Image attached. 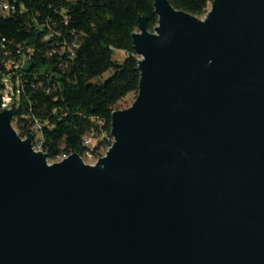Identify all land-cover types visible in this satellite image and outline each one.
Segmentation results:
<instances>
[{"label": "water", "instance_id": "95a60500", "mask_svg": "<svg viewBox=\"0 0 264 264\" xmlns=\"http://www.w3.org/2000/svg\"><path fill=\"white\" fill-rule=\"evenodd\" d=\"M153 7L95 164H49L0 111V264H264V0Z\"/></svg>", "mask_w": 264, "mask_h": 264}, {"label": "trees", "instance_id": "16d2710c", "mask_svg": "<svg viewBox=\"0 0 264 264\" xmlns=\"http://www.w3.org/2000/svg\"><path fill=\"white\" fill-rule=\"evenodd\" d=\"M168 1L199 19L212 2ZM140 15L152 32L153 0H0V111L8 79L13 126L22 138L33 134L48 160L111 146V114L138 90L132 34ZM110 70L103 83L91 82Z\"/></svg>", "mask_w": 264, "mask_h": 264}, {"label": "built area", "instance_id": "2783aa9c", "mask_svg": "<svg viewBox=\"0 0 264 264\" xmlns=\"http://www.w3.org/2000/svg\"><path fill=\"white\" fill-rule=\"evenodd\" d=\"M3 9H8L6 4L3 5ZM9 64L13 65L15 69H19L22 66V62H20V63L19 62H16V63L15 62H11ZM3 86H4V91H3V95H2L1 111L4 108L11 109V104H12V102L14 100V89L11 86L10 82L8 81V79H4L3 80ZM84 144L85 145H91L92 144V140L90 138H88V139L84 140ZM33 148H34L35 151H42L40 149V143L37 141V138L34 135H33ZM87 156H91V154L87 153ZM65 157H62L61 159L65 158Z\"/></svg>", "mask_w": 264, "mask_h": 264}, {"label": "rangeland", "instance_id": "374dc122", "mask_svg": "<svg viewBox=\"0 0 264 264\" xmlns=\"http://www.w3.org/2000/svg\"><path fill=\"white\" fill-rule=\"evenodd\" d=\"M112 73H113V71H111V70L107 71L102 76L92 79L91 82L94 83V84H101V83H103V81H105L107 78H109L112 75ZM134 100H135V94H133V93L128 94L124 98L123 102L120 105V109H118V110H122V109H125V108L129 107L133 103ZM12 125H13V122H12ZM105 153H106L105 150H101L100 153H99L100 155H97V156H87L86 155V156L82 157V160H83V162L85 164L92 165V164H95L96 161L100 157L104 156ZM60 160H61V158H57L55 160H48V163L51 164V163H54V162H58Z\"/></svg>", "mask_w": 264, "mask_h": 264}]
</instances>
